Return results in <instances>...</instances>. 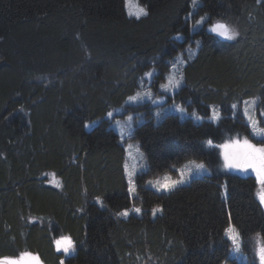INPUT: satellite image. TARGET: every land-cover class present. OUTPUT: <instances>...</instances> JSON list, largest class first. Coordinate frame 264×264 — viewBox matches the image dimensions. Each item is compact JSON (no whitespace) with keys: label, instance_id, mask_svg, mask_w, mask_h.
Returning <instances> with one entry per match:
<instances>
[{"label":"trees","instance_id":"1","mask_svg":"<svg viewBox=\"0 0 264 264\" xmlns=\"http://www.w3.org/2000/svg\"><path fill=\"white\" fill-rule=\"evenodd\" d=\"M139 2L148 15L137 19L125 0H0V264L25 256L30 264H222L231 260L230 223L248 257L234 264H259L264 186L253 174L222 172L208 142L252 137L233 105L258 97L264 109V0H200L193 17L210 22L195 32L193 0ZM212 22L238 35L219 36ZM181 52L187 64L172 98L203 122L159 121L147 105H126L148 72L159 73L150 74L157 91ZM214 105L216 124L207 120ZM118 110L145 113L132 134L148 161L137 197L126 148L105 119ZM192 159L211 175L170 193L146 186ZM134 206L142 215L121 216ZM62 237L75 251H58Z\"/></svg>","mask_w":264,"mask_h":264},{"label":"rangeland","instance_id":"2","mask_svg":"<svg viewBox=\"0 0 264 264\" xmlns=\"http://www.w3.org/2000/svg\"><path fill=\"white\" fill-rule=\"evenodd\" d=\"M141 7L146 9V7L139 2V0H125V9L129 17H136L135 13ZM197 7H198L197 4L194 3L193 10L190 16L191 21L193 22L194 25L193 26L194 32L206 25V24L201 25L200 23L201 19H205L206 21L208 20L207 16H202L197 19L193 17L194 14L196 13ZM216 23H220V22H216ZM208 26L212 27L213 23L209 24ZM197 44L198 42L196 41L195 45ZM196 52H197V47L189 45L185 49V52L183 53L186 54L188 59H192L196 55ZM183 53L182 52L179 53L170 61L171 64L169 67V71L167 72V74H165V80L157 85V91L152 88L150 82L142 78L139 90L134 95L129 96L127 98L126 105H130V106L133 105L135 107L140 105H150L147 107L150 108V110L154 113L156 120L159 121L162 120L168 114H177L180 116L181 119L191 118L197 123L203 122L205 120L204 117L200 116L196 112H192V113L189 112L185 106H183L181 103L177 102L174 98H172L175 95L176 91H178L180 88L178 90H173L169 83V79L170 78L178 79L180 75L183 76V68L187 62L185 58V54ZM151 72H148L146 76L148 77L151 74ZM182 84L183 81L181 83V86ZM166 89L168 90L166 91ZM133 97H135V99H133ZM178 109H183V111H179ZM233 110L235 113L242 114L248 125H249V117H251L253 121L258 122L256 125V132L260 133V135L251 134L252 137L251 138L248 137V139L252 143L258 144V142L261 139H264V115H262L264 109L259 108L258 97L247 99L243 101L241 104H235ZM157 112L160 113L159 117L156 116ZM114 114H115L114 112L111 113L109 120L111 123L110 124L111 128H113V130L120 135L121 141L126 148L125 174L128 181V187L129 189L130 188L132 189L131 191L129 190V194L131 195V197H137L138 196L137 175L144 173L148 170V161L144 152L140 148L139 142L132 139V134L135 127L138 124H141L145 120V113L131 112L117 118L114 117L115 116ZM130 117L131 119H129ZM220 118H221V114L219 107L216 105L212 106L211 115L207 120L216 124L220 120ZM249 127L252 133V126L249 125ZM245 137L246 136L244 137L236 136L233 138H228L221 143H214V142L208 143L210 147H215L218 150V153L220 155V170L222 172H237L243 175L253 174L256 176L255 172H253L251 169H249L247 172H243L225 167L224 153L226 151H230L231 148L226 149L224 147H220V145L230 144L231 141L237 139L242 142ZM199 165H203L204 167L200 168ZM208 175H211V170L207 167V165L202 161L192 159V160H188L181 166L173 167L170 171H167L162 175L147 179L146 186L152 190H155L158 193H170L171 191L175 190L178 187L190 184L192 180L195 178L208 176ZM130 180L132 182L131 184H129ZM178 180H182L183 182L179 184H175V187H172L171 190H168L169 187ZM262 192H264V189L261 188L257 196H259V194H261ZM224 194L226 197L227 195L226 187H224ZM262 206L264 209V205ZM137 208L140 209L139 212L135 211ZM162 210L163 209L161 206L156 207L153 210V216H157L161 214ZM125 212L127 213V215H124ZM132 214L142 215V209L138 206H134L128 210L123 211L121 213V216L127 218ZM229 227H234V225L230 223L227 229ZM235 230L236 231L234 232L226 231L225 233L227 238L230 240L231 245L233 244V242L229 237H236L235 242L239 246V252H236L234 248L231 246V252H230L231 260H227L222 264H234L233 262L234 260H236L238 263L248 261V257L243 253L242 250V242L240 235L236 228ZM65 239H69V238L62 237L57 241H62ZM58 251L63 252L62 250H58ZM28 257L29 256H25L18 260H14L12 261V264H30Z\"/></svg>","mask_w":264,"mask_h":264},{"label":"snow or ice","instance_id":"3","mask_svg":"<svg viewBox=\"0 0 264 264\" xmlns=\"http://www.w3.org/2000/svg\"><path fill=\"white\" fill-rule=\"evenodd\" d=\"M194 3L197 4V6L200 5V0H193ZM131 14V13H130ZM147 16L148 12L145 8H139L138 11L135 13V16L137 19H139L141 16ZM189 16H191V13H189ZM207 16V14H205ZM189 17H185L187 20ZM210 21H206L205 19H201L200 23L201 25H205L206 23H209ZM213 23L211 31H214L219 36H223L228 40H234L238 33L235 31L234 27L229 26L226 23ZM167 71V66L166 69ZM183 81V76L180 75L178 79L170 78L169 83L171 85V88L173 90H178L181 87V83ZM168 89H166L167 91ZM135 99V97H133ZM235 107V105H233ZM179 111H183V109H178ZM109 116H111V113H108ZM262 115H264V112H262ZM156 116L159 117L160 113L157 112ZM131 119V117L129 118ZM257 121H253L251 117H249V125L252 126V133L253 135H260V133L256 132V125ZM208 143H211L209 141ZM259 144V146H258ZM258 144L252 143L248 138H244L241 142L240 140H233L230 142V144L220 145V147H224L226 149L231 148L230 151H226L224 153V161H225V167L229 169H235L243 172H247L249 169H251L256 174V179L258 183L262 186H264V139H261ZM200 168H203V165H199ZM182 180H178L174 182L173 185L169 187L168 190H171L172 187H175V184L182 183ZM131 180L129 181V184H131ZM132 190L131 188L129 189ZM259 202L261 205H264V192L259 194L258 196ZM158 210V209H157ZM136 212H139L140 209H136ZM124 215H127L125 212ZM228 232H234L236 231L234 227H229L226 229ZM233 244L232 247L236 252H239V246L236 244V237H229ZM57 249L62 250L65 254H68L70 251H75L74 245L72 244V241L69 239H65L62 241H57ZM33 259L37 260V264H39L38 258L33 257ZM258 259L259 264H264V248L259 249L258 251ZM6 264H11V262H6Z\"/></svg>","mask_w":264,"mask_h":264},{"label":"bare ground","instance_id":"4","mask_svg":"<svg viewBox=\"0 0 264 264\" xmlns=\"http://www.w3.org/2000/svg\"><path fill=\"white\" fill-rule=\"evenodd\" d=\"M186 60H187V59H186ZM189 60H191V59H189ZM169 63H170V62H169ZM170 64H171V63H170ZM186 64H187V62H186ZM186 64H185V66H186ZM185 66H184V67H185ZM183 69H184V68H183ZM152 74H153V76H155V75H157V74H159V73H158V71H156V73L152 71ZM140 84H141V82L139 83V88H140ZM180 88H181V87H180ZM138 90H139V89H138ZM138 90H137V91H138ZM178 91H179V90H178ZM178 91H176V92H178ZM147 106H150V105H147ZM152 106H153V105H152ZM150 111H151V110H150ZM151 112H152V111H151ZM152 113H153V112H152ZM114 115H115L114 117H116V118H117V117H120V115L117 114V113H115ZM119 136H120V135H119Z\"/></svg>","mask_w":264,"mask_h":264},{"label":"water","instance_id":"5","mask_svg":"<svg viewBox=\"0 0 264 264\" xmlns=\"http://www.w3.org/2000/svg\"><path fill=\"white\" fill-rule=\"evenodd\" d=\"M211 31V30H210ZM149 81H150V85L152 86L153 85V83H152V76L151 77H149ZM121 113V111L120 110H118L117 111V114H120ZM105 119H110L108 116L107 117H105Z\"/></svg>","mask_w":264,"mask_h":264},{"label":"flooded vegetation","instance_id":"6","mask_svg":"<svg viewBox=\"0 0 264 264\" xmlns=\"http://www.w3.org/2000/svg\"><path fill=\"white\" fill-rule=\"evenodd\" d=\"M149 77H151V75L148 76V79H149Z\"/></svg>","mask_w":264,"mask_h":264}]
</instances>
